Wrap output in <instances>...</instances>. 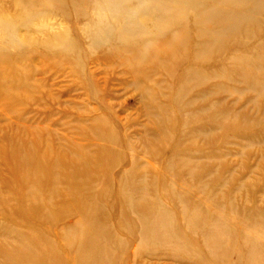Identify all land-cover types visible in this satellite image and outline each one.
I'll return each instance as SVG.
<instances>
[{
	"label": "rangeland",
	"instance_id": "rangeland-1",
	"mask_svg": "<svg viewBox=\"0 0 264 264\" xmlns=\"http://www.w3.org/2000/svg\"><path fill=\"white\" fill-rule=\"evenodd\" d=\"M0 264H264V0H0Z\"/></svg>",
	"mask_w": 264,
	"mask_h": 264
},
{
	"label": "bare ground",
	"instance_id": "bare-ground-1",
	"mask_svg": "<svg viewBox=\"0 0 264 264\" xmlns=\"http://www.w3.org/2000/svg\"><path fill=\"white\" fill-rule=\"evenodd\" d=\"M104 3H105V2H104ZM105 4H106V3H105ZM146 6H148V5H146ZM159 8H160V7H159ZM141 10H142V9H141ZM240 16H241V15H240ZM222 28H223V26H222ZM222 28H221V29H222ZM229 28H230V26H229ZM78 225H79V224H78Z\"/></svg>",
	"mask_w": 264,
	"mask_h": 264
}]
</instances>
